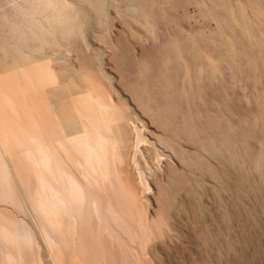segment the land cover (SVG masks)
<instances>
[{"label":"rangeland","instance_id":"1","mask_svg":"<svg viewBox=\"0 0 264 264\" xmlns=\"http://www.w3.org/2000/svg\"><path fill=\"white\" fill-rule=\"evenodd\" d=\"M0 120L18 203L0 208L31 264L61 263L22 181L29 135L86 186L56 148L90 127L118 207L106 244L85 224L97 264H264V0H0Z\"/></svg>","mask_w":264,"mask_h":264},{"label":"bare ground","instance_id":"2","mask_svg":"<svg viewBox=\"0 0 264 264\" xmlns=\"http://www.w3.org/2000/svg\"><path fill=\"white\" fill-rule=\"evenodd\" d=\"M86 102L83 101L82 104L87 105ZM85 108L87 109V107ZM87 112L92 113L90 109ZM89 117L91 118V116ZM89 117L87 118L88 121ZM97 119L99 120V118ZM105 119L104 121L107 120ZM95 121L97 122V120ZM84 129L82 135L63 140L58 143L56 149L64 153L65 161L74 166L86 181V186L77 183L64 163L61 162V159L57 157L54 148H49L45 142L40 141L38 137V139L33 138L30 136L31 134L28 138L30 145L23 153L22 165H19L20 171L24 173L22 181L27 184L29 189L26 190L28 199L40 218L42 236L46 244L54 249L55 257L61 264H97L95 249L89 240V234L85 230V224L87 222L91 223L92 219L93 223L91 224L96 226V223H98L99 230L97 228L96 230L101 235L97 239L99 242L102 241L106 244L109 236H118L113 230L117 227V224L111 217L118 207H115L114 200L107 197L108 206L102 211L103 206L100 205L104 201L105 197L103 196L105 195L102 193L101 187L98 186L97 176L99 174L98 166L104 164L103 151L111 138L108 133L102 131L96 134L93 133L91 136L89 131L91 127ZM0 132L3 133V130L1 129ZM2 142L0 143L2 144ZM18 169L16 165L14 167L15 172ZM94 187L97 188V192L92 191ZM4 203L18 208L14 181L7 173L4 165L2 166L0 163V207H3ZM86 204L88 209L83 207ZM13 218L8 210L0 208V264H31L28 256L29 230L26 229L27 227H24L25 229L19 226L16 227ZM65 233L71 236L74 249L68 246V241L64 236ZM90 238L96 239L95 234H91Z\"/></svg>","mask_w":264,"mask_h":264}]
</instances>
